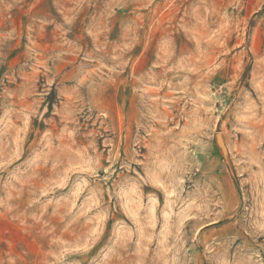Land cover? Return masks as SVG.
Here are the masks:
<instances>
[{
    "label": "rangeland",
    "instance_id": "1",
    "mask_svg": "<svg viewBox=\"0 0 264 264\" xmlns=\"http://www.w3.org/2000/svg\"><path fill=\"white\" fill-rule=\"evenodd\" d=\"M0 264H264V0H0Z\"/></svg>",
    "mask_w": 264,
    "mask_h": 264
}]
</instances>
